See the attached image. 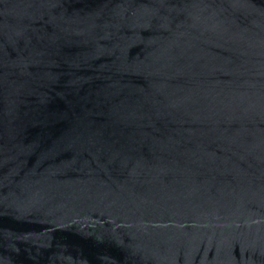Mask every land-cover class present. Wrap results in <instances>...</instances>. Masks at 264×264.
<instances>
[{
    "label": "water",
    "instance_id": "obj_1",
    "mask_svg": "<svg viewBox=\"0 0 264 264\" xmlns=\"http://www.w3.org/2000/svg\"><path fill=\"white\" fill-rule=\"evenodd\" d=\"M0 264H264V0H0Z\"/></svg>",
    "mask_w": 264,
    "mask_h": 264
}]
</instances>
